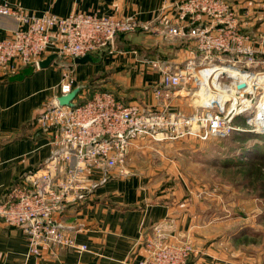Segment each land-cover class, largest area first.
Segmentation results:
<instances>
[{"label":"crops","instance_id":"obj_1","mask_svg":"<svg viewBox=\"0 0 264 264\" xmlns=\"http://www.w3.org/2000/svg\"><path fill=\"white\" fill-rule=\"evenodd\" d=\"M182 1L2 0L36 15L49 12L65 17L82 12L118 19L136 17L142 22L157 16L172 19ZM229 2L243 21L256 23L261 1ZM16 27L15 19L0 16V40L10 38ZM254 46L257 48V43ZM196 55V45L188 38L163 40L143 33L120 34L106 51L92 57V62L74 63L76 82L82 88L77 102L97 91H108L125 104L142 109L189 114L185 93L163 88L160 68L178 69ZM66 64L55 62L47 68L28 66L16 71L0 66V203L10 198L13 188L28 185L29 177L42 172L52 157L54 132L39 125L37 119L61 95L58 86L68 69ZM166 93L168 98H164ZM162 143L149 138L137 141L129 151L125 176L118 168L107 173L93 169L94 191L55 215L54 220L78 244L86 245L87 251L43 247L41 256H29L23 231L0 222V264H139L147 254V240L158 235L165 243L192 244L195 253L189 264H244L226 241L219 242L218 235L212 233L210 222L203 219L205 214L200 216L196 211L195 200L183 198L186 191L177 165L168 159L170 153L159 150ZM157 154L163 161L154 163L150 157ZM63 174L59 172L58 177Z\"/></svg>","mask_w":264,"mask_h":264},{"label":"built area","instance_id":"obj_2","mask_svg":"<svg viewBox=\"0 0 264 264\" xmlns=\"http://www.w3.org/2000/svg\"><path fill=\"white\" fill-rule=\"evenodd\" d=\"M0 16L17 22L12 36L0 40V66L12 71L28 66L38 68L46 55L54 53L66 62H74L109 48L120 34L143 33L163 40L188 38L197 48V55L180 68H160L162 86L167 92L183 91L189 101H202L193 106L191 114L142 109L125 104L108 91H97L81 102H77V97L74 106H60L56 100L42 112L37 123L54 132L52 157L42 172L29 177L28 185L13 188L10 198L0 203V222L23 231L29 256H41L43 247L88 250L54 217L94 191L93 169L107 173L118 168L120 175H127L129 151L143 138L157 142L188 135L226 138L235 130L236 119L251 114L262 101H257L255 93L263 80L256 81L254 93L239 89L237 83L233 91L224 92L223 75L219 77L223 90L212 84L215 75L204 76L208 69L212 75L213 69L228 66L256 78L264 77V72L257 71L258 49L242 33L241 15L228 0H183L172 19L157 16L150 22L82 12L65 17L49 12L36 15L2 0ZM67 73L58 86L61 95L75 88V80ZM220 92L227 98L225 105L215 97ZM168 97L166 93L164 98ZM61 171L64 174L59 178ZM146 246L147 254L139 264H189L195 251L186 242L165 243L161 235L147 240Z\"/></svg>","mask_w":264,"mask_h":264},{"label":"rangeland","instance_id":"obj_3","mask_svg":"<svg viewBox=\"0 0 264 264\" xmlns=\"http://www.w3.org/2000/svg\"><path fill=\"white\" fill-rule=\"evenodd\" d=\"M258 1H261V5L259 4L261 10L259 17L254 20L256 21L254 25L250 20L243 21L241 16L239 18L241 24L247 25L245 28L241 27L242 33L251 38L252 45L257 43L260 62L257 71L262 73L264 0ZM65 63L66 61L62 59V66ZM66 65L68 68L66 72L70 73L76 82L74 62L68 60ZM222 68L224 71L226 68L240 72L228 66H221L216 70ZM253 78L255 79L253 87L258 85L256 81H264V77ZM221 81L225 85H230L232 78L223 75ZM217 83L220 84L219 81ZM262 84L255 93L257 101L262 99L255 110L259 113L255 116L253 110L250 116L242 114L234 122L235 130L228 137L204 139L188 135L178 140L166 141L159 149L170 153L168 159L177 165L179 179L186 191L183 192V198L195 200L196 211L200 216L205 214L203 219L205 223L210 222L212 233L218 235L219 242L226 241V246L238 256L237 258H241L244 264H264V129L258 130L260 126L251 122L254 116L257 119L264 113V109L259 110L264 102ZM78 86L76 82L75 88ZM253 87L245 89L254 93ZM221 94L223 93H218L215 97L220 98ZM196 103L202 101L188 100L191 113ZM157 156L158 154L153 155L150 159L154 163L158 160L163 161Z\"/></svg>","mask_w":264,"mask_h":264},{"label":"bare ground","instance_id":"obj_4","mask_svg":"<svg viewBox=\"0 0 264 264\" xmlns=\"http://www.w3.org/2000/svg\"><path fill=\"white\" fill-rule=\"evenodd\" d=\"M214 70H216V69H213L212 70V75H210L211 74V70L208 69L204 73V76L206 78H208V77H211V76L215 75L214 76V79L211 82H212L213 85H215L220 90H223V87L220 88V84L217 83L219 81L218 80L219 79L218 77H220L221 75H226L227 77L232 78V83L230 85H226L225 86V88L223 90L224 92L233 91L235 89V87H236V83L237 84H243L244 85V88L245 87H250V86L253 87L252 83H253V81H255V79L253 78L252 75H247V74H244V73H241V72H237V71H233L231 69H226V68H225V71H224V68H222V70L219 69V70L215 71L216 73L214 72V74H213V71ZM220 93H223V92H220ZM220 96L221 97L218 98L219 101L223 105H225V103L227 101L226 96H224V94H221ZM206 100L207 99H204V102ZM261 109H264V102H262V104L259 107V110H261ZM253 112H254L255 116H257V114L259 113L258 111H253ZM247 115L250 116V114H247ZM252 123H253V125L260 126V128L258 130H263L264 129V125H262V123L264 124V113L262 115H260L257 119L254 117Z\"/></svg>","mask_w":264,"mask_h":264},{"label":"water","instance_id":"obj_5","mask_svg":"<svg viewBox=\"0 0 264 264\" xmlns=\"http://www.w3.org/2000/svg\"><path fill=\"white\" fill-rule=\"evenodd\" d=\"M92 61H93L92 56L86 55L84 57L76 58L74 60V63L75 64H85V63L92 62ZM55 62L61 63L62 57L60 55L54 53V54L49 55L45 59H42L38 64V68L39 69L40 68H47ZM239 89H244V85L240 84ZM81 90H82V88H80L78 86V87L74 88L71 92L58 96L56 100L60 106H74V101L78 97V95L80 94Z\"/></svg>","mask_w":264,"mask_h":264},{"label":"trees","instance_id":"obj_6","mask_svg":"<svg viewBox=\"0 0 264 264\" xmlns=\"http://www.w3.org/2000/svg\"><path fill=\"white\" fill-rule=\"evenodd\" d=\"M104 51H106V49L96 52L95 54H92V57H97L98 55H100L101 53H103ZM34 67V66H33ZM36 68V67H35Z\"/></svg>","mask_w":264,"mask_h":264}]
</instances>
